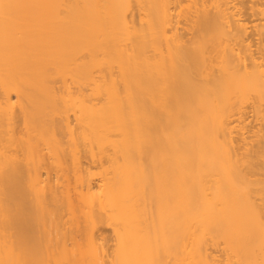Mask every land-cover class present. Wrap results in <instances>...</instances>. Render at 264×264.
<instances>
[{
    "label": "bare ground",
    "instance_id": "1",
    "mask_svg": "<svg viewBox=\"0 0 264 264\" xmlns=\"http://www.w3.org/2000/svg\"><path fill=\"white\" fill-rule=\"evenodd\" d=\"M0 264H264V0H0Z\"/></svg>",
    "mask_w": 264,
    "mask_h": 264
},
{
    "label": "rangeland",
    "instance_id": "2",
    "mask_svg": "<svg viewBox=\"0 0 264 264\" xmlns=\"http://www.w3.org/2000/svg\"><path fill=\"white\" fill-rule=\"evenodd\" d=\"M96 182H97V180L94 181V183H96ZM99 233H102L103 237L109 235L106 229L100 230Z\"/></svg>",
    "mask_w": 264,
    "mask_h": 264
}]
</instances>
